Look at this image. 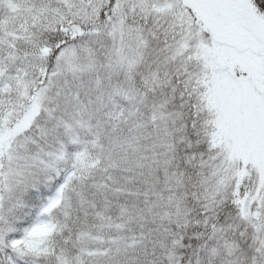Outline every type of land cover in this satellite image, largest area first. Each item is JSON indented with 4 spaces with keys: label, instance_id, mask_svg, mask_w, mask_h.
Returning a JSON list of instances; mask_svg holds the SVG:
<instances>
[{
    "label": "snow or ice",
    "instance_id": "obj_1",
    "mask_svg": "<svg viewBox=\"0 0 264 264\" xmlns=\"http://www.w3.org/2000/svg\"><path fill=\"white\" fill-rule=\"evenodd\" d=\"M0 264H264V0H0Z\"/></svg>",
    "mask_w": 264,
    "mask_h": 264
}]
</instances>
